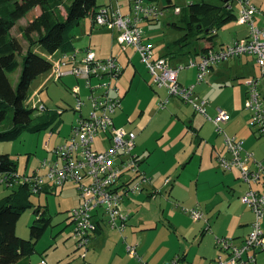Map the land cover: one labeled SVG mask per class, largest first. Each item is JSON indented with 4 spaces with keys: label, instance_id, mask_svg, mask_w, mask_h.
I'll return each mask as SVG.
<instances>
[{
    "label": "rangeland",
    "instance_id": "obj_1",
    "mask_svg": "<svg viewBox=\"0 0 264 264\" xmlns=\"http://www.w3.org/2000/svg\"><path fill=\"white\" fill-rule=\"evenodd\" d=\"M64 1L70 3L69 0ZM170 1L184 9L193 0ZM128 2L129 0H117L116 5L120 6L122 11H127ZM148 2L165 11V15L159 20L154 21L152 25L146 23L144 26L146 42L152 46L156 55H161L169 44L184 34L170 26L173 22L180 23L182 15L175 14L177 7H167L168 0ZM251 2L264 12V0ZM97 4L109 6L111 1L97 0ZM234 6V11L238 12L237 4ZM62 12L65 15V11ZM34 15H37V10L32 16ZM26 20L29 21V17ZM25 24L26 21L21 20L11 31L23 44L24 53L28 49V43L23 38L20 27ZM244 27L246 26L238 24L237 21L230 22L219 31L218 36L230 45L234 29L238 28L241 30V36H246L247 31ZM91 28L92 21L89 17L73 29L76 51H83L89 47L98 59L118 58L119 65L124 71L117 85L125 97L121 101V109L114 114V123L119 129L124 128L136 133L134 151L146 158L142 170L146 171L145 175L158 187V191L150 198L147 192L130 195L128 203L122 207L123 213L130 217L125 231L120 233L104 225L105 235L102 240L99 238L90 242L87 249H78L74 237L75 227L70 216L73 209L79 206L76 187L67 184L57 188L56 194L54 192L33 194L32 205L47 209L52 218L48 230L37 240L35 252L27 261L32 264H169L176 257L182 261V256H186L185 262L181 264H208L219 254L217 238L248 235L251 229L247 233V228L241 225L250 222L254 215L238 198V194L244 190L239 179V171L222 172L219 169L213 146L223 143V136L211 123V118L215 117L217 109L224 110L231 118L233 117V120L230 124L221 126L223 134L234 137L240 123L245 126L248 136L254 137L255 141H264V136L257 138L253 134V130L258 129V126H252L251 112L243 109V98L247 90L245 81L248 78L260 79L259 84L262 85L264 96V75L260 72L261 68L251 57L250 60L256 67L254 71L256 76L241 81L228 80L226 85L223 83L224 77L218 73L222 72L223 66L216 68V73L213 71L207 73L204 83L197 86L196 90L201 99L209 102L205 118L194 114L192 107L184 101L170 97L167 89L155 88L150 72H147L135 50L129 48L128 52H124L121 45L113 41V35L118 33L112 34L106 29ZM197 43L198 41L193 44L196 46ZM193 44L186 50H193ZM39 52L47 57L42 50ZM85 55L84 52H80L77 59L80 60ZM50 59L56 68L60 62L58 57L53 56ZM244 59L243 56L241 60ZM20 70L18 68L15 73L9 75L13 85L18 81ZM70 70L69 66L62 68L63 76L59 80H55L54 70L38 77L30 87V99L27 102L30 107L45 106L49 113H61L59 117L62 123L57 129L58 132L51 135L50 127L41 132H25L14 141L0 142V153L10 154L12 160L17 163L18 175L21 177L33 175L44 160H52L53 155L50 151L70 138L72 128L80 117V113L76 111L77 98L72 92L77 86L81 89V99L84 102L83 116L89 113L90 101L85 81L78 82L74 75H65ZM195 75L194 69L185 70L182 78L186 80L185 82H190L195 80ZM197 91L203 93L204 98ZM166 96L171 99L170 101L167 99L164 108H160V103L166 101ZM39 113L40 110L35 111L34 117ZM236 113L239 115L238 123L233 122ZM189 124L200 129L199 132L188 129ZM108 139V135H100L95 146L100 148L108 146ZM241 140L245 146L248 145V141ZM245 150L248 151L246 148ZM149 154L151 155L147 157ZM228 176L230 180L239 177L237 183L229 181ZM166 180L172 183L169 186L171 190L167 192L163 186ZM13 189L0 182V199L8 196ZM192 209L203 214L202 221L197 222L190 216L189 210ZM36 216L33 208L23 212L16 227L18 237L31 239L30 228L37 219ZM208 225H211V228L203 234L202 230L208 228ZM244 229L246 233H243ZM129 245L137 248L141 260L130 258L125 251ZM261 259L264 260V252L258 255L257 264L261 263Z\"/></svg>",
    "mask_w": 264,
    "mask_h": 264
},
{
    "label": "built area",
    "instance_id": "obj_2",
    "mask_svg": "<svg viewBox=\"0 0 264 264\" xmlns=\"http://www.w3.org/2000/svg\"><path fill=\"white\" fill-rule=\"evenodd\" d=\"M115 1V0H111ZM130 0V13L125 14L120 6H102L93 17L94 26L118 33L117 40L124 51L132 48L137 52L147 67L153 83L157 88H166L170 97H177L207 116V100L201 99L195 92L196 85L183 86L179 82V73L185 68H197V84L204 83L205 76L215 66L243 55L256 57L264 75V28L259 27L255 15L260 11L251 0H227V7L237 4V22L247 25L248 37L236 40L233 44L221 46L206 52L199 61L191 59L185 65L174 67L169 58L158 56L146 42L144 26L164 16V9L144 2ZM180 8L176 9V13ZM80 52L86 54L80 60ZM61 55V54H60ZM58 66L53 67L55 80L61 79L62 68L71 67L66 74L74 75L78 82L85 81L89 93L90 110L83 116L84 102L81 89L75 87L72 92L77 98L76 111L80 117L72 128L70 138L58 145L52 152V160H44L41 167L33 175L19 178L27 182L32 193L38 194L45 189L55 190L73 183L80 196V204L71 212L74 224V237L78 249L86 248L98 231L103 220L112 230L121 233L127 228L129 216L123 213L124 200L130 195L142 193L151 183V179L141 169L142 160L135 153L137 135L133 131L117 128L114 114L121 108V95L117 81L123 73L116 57L98 59L93 50L69 52L61 55ZM248 87L245 109L251 112L252 126H258L256 134L264 136V98L260 90V79L250 78L245 81ZM167 100L160 103L164 108ZM212 119V118H211ZM230 120V115L217 109L212 119L219 133L224 136L226 153L219 155L218 161L224 171L239 169L240 180L247 186L241 201L250 208L255 216L250 233L241 241L233 238H217L219 256L215 264H257L258 253L264 252V164L254 159L253 153L246 151L244 142L237 137H229L222 133L221 126ZM108 135L109 145L97 147L96 139L100 135ZM1 183L8 179L2 177ZM166 182H170L166 180ZM12 187L13 183H7ZM190 216L197 222L203 220V214L196 209L189 210ZM127 252L136 260H141L137 248L127 246ZM176 257L169 264H181Z\"/></svg>",
    "mask_w": 264,
    "mask_h": 264
},
{
    "label": "trees",
    "instance_id": "obj_3",
    "mask_svg": "<svg viewBox=\"0 0 264 264\" xmlns=\"http://www.w3.org/2000/svg\"><path fill=\"white\" fill-rule=\"evenodd\" d=\"M69 1L67 4L64 0H0V142L14 141L25 132H41L50 127L51 135L58 132L62 123L59 117L61 113H49L45 106L30 107L27 102L34 80L53 70L54 64L50 58L57 53L74 52L73 29L101 8L97 0ZM144 2L152 4L146 0ZM39 6L40 16H32ZM173 6L169 1L167 7ZM179 13L182 15L180 23L173 22L170 26L184 34L168 46L170 49L163 56L165 58L174 56L172 48L184 52L202 38L213 41L223 27L237 20L234 8L227 7V0H193L189 6L180 8ZM27 17L30 20L20 31L28 43L24 53L23 44L11 31L21 19ZM211 49H202L203 55ZM39 50L45 52L47 57ZM193 50H196L194 54H198L196 48ZM191 52L186 51L185 54ZM18 68L21 69L18 81L13 85L9 75ZM38 110L40 113L34 117ZM9 155L0 153V177L7 178L14 188L8 196L0 199V264H31L27 259L35 252L36 242L48 230L52 217L47 209L32 205L31 196L35 193H32L27 182L19 179L22 177L18 175L17 163ZM7 183L6 186L10 187ZM49 191L51 189H45L41 193ZM29 208L34 209L37 219L30 228L31 239L25 240L17 236L16 227L23 212Z\"/></svg>",
    "mask_w": 264,
    "mask_h": 264
},
{
    "label": "crops",
    "instance_id": "obj_4",
    "mask_svg": "<svg viewBox=\"0 0 264 264\" xmlns=\"http://www.w3.org/2000/svg\"><path fill=\"white\" fill-rule=\"evenodd\" d=\"M111 1V0H110ZM148 1V0H147ZM170 1V0H169ZM194 1H196V0H194ZM117 2V0H115L114 2L113 1H111V4L110 5H113V6H116V3ZM129 2H130V0H129ZM128 2V3H129ZM172 2V1H171ZM173 3V2H172ZM190 4H191V2H190ZM189 4V5H190ZM99 5V4H98ZM99 6H103V5H99ZM118 6V5H117ZM36 10H37V15H39L40 16V14H41V8H40V6L39 7H37L36 8ZM259 10V9H258ZM260 12L259 13H257L256 15H255V21L254 22H256V24L259 26V27H261V28H264V12L262 11V10H259ZM125 14H128V13H130V3H129V6H128V9H127V11H123ZM169 12V11H168ZM175 14H177V15H179L180 13H176L175 12ZM89 18V17H88ZM90 19H91V21H92V28H94L95 26H94V22H93V17H90ZM21 20H25L26 21V24L25 25H23L22 27H24V26H26L27 25V23H28V20H26V18H24V19H21ZM20 20V21H21ZM258 20H260L259 22H257ZM237 21V20H236ZM152 23H154V22H152ZM152 23L150 22V23H147V24H151L152 25ZM239 24V23H238ZM171 25V24H170ZM94 26V27H93ZM246 27H244V29L247 31V34H245L246 36H241V30H238V28H236V29H234V31H233V33H232V36H233V38H232V40L230 41V43L229 44H232L233 42H235L236 40H240V39H243V38H246V37H248V34H249V28H248V26L247 25H245ZM22 27H20V30H21V28ZM226 27V26H225ZM91 28V29H92ZM95 29H96V27H95ZM111 33L112 34H115V33H117V32H112L111 31ZM219 35V32H218V34L216 35L217 37H215V39L213 40V41H209V39H205V38H202V39H200L199 41H198V43L196 44V46H195V44H193V46H194V49L196 48L197 49V51H198V54H194L195 53V51L196 50H192V52H191V54H189V55H186L185 54V52L186 51H188V50H186L185 49V51L184 52H178V48H172L173 49V52H174V56L172 57L173 59L171 60V62L170 63H172V65L174 66V67H178V66H180V65H185L186 63H188V61H190L191 59H194L195 61H199L200 59H201V57L203 56V51H202V49L204 50V49H206V48H209V47H212V49H218V48H220L221 46H227L228 44H226L223 40H221V37L220 36H218ZM113 37H114V40L113 41H115L118 45H121L120 44V42L117 40V38H118V34L117 35H113ZM182 37V36H181ZM178 39H180V37L178 38ZM177 39V40H178ZM176 40V41H177ZM174 43V42H173ZM169 45H171V44H169ZM168 45V46H169ZM168 46H167V48L165 49V50H163V53L161 54V55H158V56H164L166 53H167V50H169L170 48H168ZM121 48H122V46H121ZM129 49V48H128ZM128 49L126 50V51H124L123 50V48H122V50L124 51V52H128ZM189 51H191L190 49H189ZM135 52V51H134ZM137 53V52H136ZM202 53V54H201ZM138 54V53H137ZM139 55V54H138ZM55 56L56 57H58V60H60V58H61V55L59 54V53H57V54H55ZM243 56H244V60H241L242 58H243ZM243 56H240V58L238 57V58H234V59H230V60H228L227 62H225V63H223V64H221V65H219V66H215L211 71H213V73L215 72L216 73V68H218V67H221V66H223L222 67V72L220 73V72H218L219 73V76L220 75H222L224 78H223V83H224V85H226V81H228V80H230L231 82H233V81H236V80H240L241 81V79H245L246 80V78H248V77H254V76H256V74H255V66H254V63H253V61L251 62V60H250V58L252 57V59H254L255 60V63H256V61H257V59H256V57L255 56H253V55H243ZM117 58V57H116ZM171 58V57H170ZM118 59V58H117ZM231 60H233V62H230ZM140 61H141V58H140ZM142 62V61H141ZM142 64H143V62H142ZM257 64H258V62H257ZM256 64V65H257ZM257 66H259V64L257 65ZM260 67V66H259ZM261 68V67H260ZM146 69H147V67H146ZM191 69H194L195 70V77H194V79L195 80H193V81H188V82H185L186 80L184 79V78H182V74L184 73V71L185 70H191ZM123 71H124V69H123ZM147 72L149 73V71H148V69H147ZM198 73V69L197 68H195V67H193V68H185V69H182L181 71H180V73H179V82H180V84L181 85H183V86H190V85H196L195 86V92H196V90H197V86H199V85H201V84H197V74ZM151 75V74H150ZM248 79H250V78H248ZM59 80V79H58ZM152 81H153V77H152ZM184 83H189V84H184ZM233 84V83H232ZM153 85H154V83H153ZM241 85V84H240ZM155 86V85H154ZM245 87H246V93H245V98H243L244 99V108L243 109H245V102H246V99H247V91H248V87L245 85ZM155 88H157L156 86H155ZM157 89H166V88H157ZM262 85H260V90H261V93H262V95H263V92H262ZM119 90V89H118ZM120 91V90H119ZM168 92V91H167ZM198 92V91H197ZM199 94H202L201 96H203L202 98H204V94L203 93H201V92H198ZM169 94V93H168ZM168 94H167V96H168ZM120 95H121V98H122V100L124 99V97H125V95H123V94H121L120 93ZM166 96V100L168 99H171V98H169V97H167ZM200 96V95H199ZM263 98H264V96H263ZM206 100V99H205ZM170 101V100H169ZM208 102V101H207ZM185 103V102H184ZM187 104V103H186ZM240 104H241V102H240ZM189 106H191L190 104H188ZM192 107V109H193V112H194V114H199V115H202V116H204L205 118H207L206 117V115H204V114H202V113H200V112H198V111H195V109H194V107L193 106H191ZM208 108H209V102H208V104H207V110H208ZM121 108H119L118 110H120ZM246 110V109H245ZM217 111V110H216ZM229 114V113H228ZM216 115H217V113H216ZM215 115V116H216ZM230 115V114H229ZM214 118V117H213ZM212 118V119H213ZM212 119H211V123H213V121H212ZM233 120V117L231 118L230 117V120L228 121V122H225L224 124H222V125H226V124H230L231 122L230 121H232ZM238 121H239V115L236 113L235 114V121H233L234 123H238ZM214 124V126L216 127V125H215V123H213ZM238 125L240 126L239 128H238V130H237V132H236V134H235V136L234 137H238L240 140L241 139H243L244 141L246 140V141H248V145L247 146H245V148L249 151V152H251V153H253L254 154V156H255V158L254 159H257V161L258 162H262L263 164H264V146H262L263 145V143H264V141H255V139H254V137H250V136H248L247 134H246V130H245V126L244 125H240V123H238ZM252 127V126H251ZM187 128L188 129H193L194 131H196L197 133L199 132V130L200 129H197V128H193L192 127V125L191 124H189V126H187ZM196 133V134H197ZM253 134L254 135H256V137L257 138H261L260 136H258L257 134H256V130L254 129L253 130ZM221 135V134H220ZM221 136H223V135H221ZM213 148H214V150H213V153H214V151L216 152V159H217V162H218V165H219V169H221L222 170V172H232V171H224L221 167H220V164H219V161H218V157H219V155L221 156V155H224L225 153H226V148H225V143H224V136H223V143H221V144H219V146H213ZM47 149H48V147H47ZM135 149H136V147H135ZM136 153V152H135ZM138 155V154H137ZM151 154H149V155H147V157H149ZM139 156V155H138ZM140 157V159L142 160V162H141V169H142V166H143V164L145 163V161H146V158L145 157H142V156H139ZM144 162V163H143ZM39 169V168H38ZM37 169V170H38ZM234 170H237V172L239 171L238 169H234ZM142 171H144V170H142ZM146 172V171H145ZM228 175V174H227ZM239 177H240V172H239ZM238 177V178H239ZM238 178L237 179H229V176H228V179H229V181H234V182H236V180H238ZM240 179V178H239ZM241 182V181H240ZM237 183V182H236ZM67 184H71V183H67ZM66 184V185H67ZM241 184H242V186L244 187V190L242 191V193L240 194H238V198H239V200L241 201V196H243V194H244V192L246 191V185L244 186L243 185V183L241 182ZM65 185V186H66ZM71 185H74L73 183L71 184ZM172 185V183H170V182H166V181H164V187H165V189H166V192L169 190H171V187H169V186H171ZM75 186V185H74ZM64 187V186H63ZM76 187V186H75ZM157 186L156 185H153L152 184V180H151V183L149 184V185H147L146 187H145V190L142 192V193H146L147 195H148V198H150V197H152V194L153 193H157ZM77 189V188H76ZM53 192H54V194H56V192L55 191H57V189H55V190H52ZM52 191H49V192H52ZM77 191V190H76ZM77 193H78V197H79V199H78V201L80 202V196H79V192L77 191ZM128 200H129V197L127 198V199H125L124 201V205L126 204V203H128ZM78 202V203H79ZM242 202V201H241ZM80 204V203H79ZM242 204H243V202H242ZM250 210V209H249ZM251 211V210H250ZM252 212V214H254L253 213V211H251ZM186 214V213H185ZM254 215H253V219L252 220H250V222H246V223H243V225H241L242 227H244V228H247V233H249L248 231H250V229H251V225H252V222H253V220H254ZM130 220V219H129ZM262 220V219H261ZM200 222V221H199ZM104 225H108L107 224V221L106 220H103L101 223H100V225H99V228H98V231L96 232V234L93 236V238H92V240H91V243L94 241V240H98L99 238H101V240H102V238L104 237V235H105V233H104ZM142 225V224H141ZM144 225V224H143ZM109 226V225H108ZM211 228V225H208V228H204L203 230H202V233L203 234H205L206 233V231H208L209 229ZM262 228L264 229V217H263V220H262ZM146 230L148 229V228H145ZM153 229H155V228H153ZM146 230H143V231H146ZM114 231H116V230H114ZM264 231V230H263ZM117 232H119V231H117ZM121 233V232H120ZM243 233H246V229H244L243 230ZM246 235L247 234H245L244 236H236V237H232L233 239H236L237 241H241L242 239H244V237H246ZM126 251V253H128L127 252V250H125ZM138 253V252H137ZM263 252H261V253H258V255L259 254H262ZM129 254V253H128ZM130 255V254H129ZM139 255V254H138ZM258 255H257V258H258ZM218 256H219V254H218ZM218 256H216V257H218ZM130 258L131 259H135L136 260V258H134V257H132L131 255H130ZM216 259L217 258H215L214 260H212L211 262H209L208 264H215V261H216ZM185 260H186V256H182V262H185ZM30 262V261H29ZM42 263H43V261H42ZM31 264H32V262H31ZM141 264V263H140ZM260 264H264V260H262L261 259V263Z\"/></svg>",
    "mask_w": 264,
    "mask_h": 264
}]
</instances>
